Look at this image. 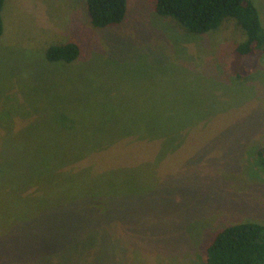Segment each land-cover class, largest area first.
<instances>
[{"label":"rangeland","instance_id":"1","mask_svg":"<svg viewBox=\"0 0 264 264\" xmlns=\"http://www.w3.org/2000/svg\"><path fill=\"white\" fill-rule=\"evenodd\" d=\"M2 14L1 253L70 215L95 225L45 264H208L217 230L264 223V58L236 76L234 17L196 33L155 0H128L110 27L86 0H6ZM67 41L79 58L50 61Z\"/></svg>","mask_w":264,"mask_h":264},{"label":"trees","instance_id":"2","mask_svg":"<svg viewBox=\"0 0 264 264\" xmlns=\"http://www.w3.org/2000/svg\"><path fill=\"white\" fill-rule=\"evenodd\" d=\"M5 1L0 0V37L4 31ZM86 4L95 27L120 24L128 9V0H86ZM155 10L161 16L174 17L187 30L196 33L217 29L227 17H234L245 32V38L235 46L238 77L251 73L264 58V26L253 0H155ZM80 54L81 48L76 41L52 44L46 49L50 61L69 63ZM257 161L264 171V148L259 149ZM94 225L92 218L86 223L70 215L62 216L57 225L50 226L51 237L48 238L50 233L46 237H36L34 242L25 240L19 254L0 252V264H45L47 255L79 243L86 236L85 230ZM206 259L208 264H264V223L246 220L220 228L207 245Z\"/></svg>","mask_w":264,"mask_h":264}]
</instances>
